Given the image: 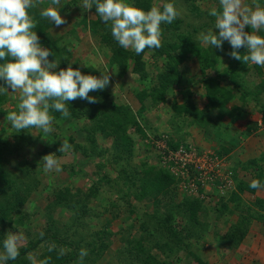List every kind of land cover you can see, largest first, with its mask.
Wrapping results in <instances>:
<instances>
[{
	"label": "trees",
	"instance_id": "1",
	"mask_svg": "<svg viewBox=\"0 0 264 264\" xmlns=\"http://www.w3.org/2000/svg\"><path fill=\"white\" fill-rule=\"evenodd\" d=\"M129 2H132V0H129ZM166 2L168 0H134L135 5L144 10H148L154 4L162 6ZM178 2H184L198 17L204 15L209 17L210 24L214 26L215 18L208 15L209 9H201L199 3L208 2L219 8L218 0H176V5ZM255 2L264 5V0H255ZM43 8H45L43 0H39L38 6L29 10V15L34 17L36 25L34 30L37 31L41 44L55 53V56L50 55L48 59L50 61L56 59L60 63V66H65L70 57V40L65 37L54 39L51 34L52 27L50 22L39 16V12ZM91 10L96 15L95 6ZM183 21V19L177 18L171 24H162L161 47L159 49L146 48L141 54L137 55L133 49H123L118 45L111 36L110 23L108 25L103 24L97 15L95 19L88 20L85 18L83 26L89 29L96 39H98L99 45L106 47L111 52L110 65L117 69L119 76L122 77L129 74L130 64L133 63L134 69L132 70V75L141 86L133 89L135 98L140 104L139 111L135 112L130 105L115 100L106 89H103L89 93V95L97 98V103L89 104L86 100L79 98L70 101L66 105L71 113L70 117L65 118L59 112L51 113L56 121L65 122L71 120L74 123L83 122L84 125L81 130L85 134V140L91 144V151L93 153H96L99 135L104 139L111 138L113 145L111 149H107V151H112L111 162L115 163L117 167H121L118 174L120 176L124 173L127 179L126 183L129 185H123L122 190L119 192H122L123 189H126L127 192L130 191L132 186L129 183H134L138 186L141 196L147 194L154 200L155 210L153 214L148 219H143L142 221L140 217H137V220H140L141 233L139 236L132 235V229L135 227V224L130 226L127 231L122 229L120 242L121 240L123 242H121L122 245L118 253V264H176L175 259L187 250H189V254L199 264H209L200 255L190 251V247L194 245L192 243L194 238L195 244L203 243V238L207 233H201L194 228L199 223L197 219L199 210H202L204 205L211 203L212 200L202 201L185 198L182 204L178 205L174 198L176 181L162 165H154L144 161L138 166L133 165L131 162L134 159L133 150L135 142L133 137L130 136L129 130L134 128L144 139L149 138L147 131L139 122V117H143L146 110L169 104L168 93L170 89L179 86L183 96L182 103L173 101L172 108L178 117L188 120L192 125L205 129L208 135L212 134L218 126V123L212 119V115L215 112L219 113V119L227 116L235 119L246 114L250 100L256 102V105H261L259 113L262 117V125H264V102L261 95L262 93L264 95V82L260 86L256 85L255 89H249V87H246L242 77L243 74H248L250 68V62L243 61V56L247 54L246 48L241 47L237 50L241 55V60L234 59L231 56L232 48L226 41L223 43L222 48H212L211 46L203 48L200 41L196 38V34L200 29L193 27L192 31L184 30ZM207 26L208 23L205 24V28ZM246 29L248 31L254 30L250 26ZM259 33L264 35V31ZM222 49L228 53L230 65L220 70L218 69V65ZM147 53L155 61L161 63L160 69L154 72L148 69V63L145 59ZM191 59L197 61L202 76V86L206 97L202 107L195 104L192 92L187 87V84L191 82H188L181 69V66ZM254 66L259 73H262V66ZM76 67L78 66H74V68ZM85 68L84 70L81 69L83 74L98 76L97 74H93L92 67L89 68L88 66ZM210 71H215L216 75H210ZM225 82L226 84H224ZM4 84L5 82L0 80V85ZM238 94L243 101L242 105L234 104L239 96ZM11 99L12 97L8 95L7 90L0 93V104ZM230 104H233L231 108H229ZM0 112L5 113L2 109ZM86 121L88 122L86 123ZM157 137L158 139L160 138L159 135ZM1 139L0 136V177L7 183H10L8 179L10 172L1 170L2 153L5 148L1 143ZM63 141H67L71 146L76 144L75 137L60 134L54 137L53 146L43 149L40 154L45 156L55 153V156L58 158L64 153H59L58 151ZM151 142L149 138L148 143L150 144ZM180 143L179 141L174 143L170 140L169 146L171 149L176 150L180 146ZM81 146L77 145L78 148ZM151 146H153V143ZM73 148L76 150L75 147ZM221 149L220 152H217L218 156L228 155L230 152L225 147ZM83 150L86 156L93 154L84 148ZM100 153H103V151ZM262 159L264 160V158H255L250 161L249 168H251L250 174L253 179L264 183V170L258 165ZM31 168V165L29 167L24 166L22 171L28 174L31 172ZM77 173L78 171L75 169L72 171L73 175ZM11 182L15 184V181L12 180ZM101 186L102 180L94 182L90 192L82 195L79 192L73 194L72 190L68 187L64 189L54 188L55 186L51 183L48 189L52 191L54 200L48 206L50 212L46 216V220H48V224H46L48 226L47 229L39 238L31 239L28 246L21 250L18 257L15 260L9 261L8 264H27V261L22 256L38 248L41 244H46V253L43 254L42 259L47 260L48 264H69L73 261L96 264L114 243V239L112 238L113 232L109 233L110 231L107 230L110 222L99 231L88 234L85 232V221L91 216L89 214L91 212L89 203L97 197V192H99ZM27 188V186L23 189H18V187L15 189L13 187L11 196L15 199L12 201L8 199L3 208L0 204L2 208L0 222L3 220L5 225H8L13 230H16L27 218L24 210V206L29 198L25 197ZM0 190L2 189L0 188ZM255 191L256 189L250 188L249 184L244 182L236 183V189L232 192L229 202H218L221 205L220 210L222 214H226L230 210L231 206L229 203H242L243 194ZM0 193L2 194V192ZM126 197L127 195L124 194L122 198ZM126 202L128 211L130 214H134L135 209L133 205L128 200ZM253 205L258 209L250 208L246 211L247 214L245 216L239 217V220L231 224L228 229L223 232H214L215 241L219 248L230 252L237 249L248 235L253 221L264 223V199H256L253 201ZM111 206L116 209L115 217L122 215L121 210H123V207L120 208L115 202H112ZM58 208H66L75 212L69 220V225H67L68 231L66 233L58 231L59 228L54 224L53 212ZM161 210L164 211V216L162 217L160 215ZM176 214L182 216L185 225L181 230H176L173 225ZM126 233L128 234L125 235ZM124 235L126 237H123ZM51 246L55 247L49 251ZM61 248L64 249L63 255L58 254ZM81 249L87 250V255L82 261L79 259Z\"/></svg>",
	"mask_w": 264,
	"mask_h": 264
},
{
	"label": "rangeland",
	"instance_id": "2",
	"mask_svg": "<svg viewBox=\"0 0 264 264\" xmlns=\"http://www.w3.org/2000/svg\"><path fill=\"white\" fill-rule=\"evenodd\" d=\"M80 3L81 0H61V6H64L62 8L64 10L62 11L61 9L60 14L64 17L65 23L59 27H56L54 23H50L52 27L51 34L54 39L65 37L70 40L69 44L71 46L69 48L70 57L68 58V62L65 66L59 65V67L66 68L69 63H72L73 68L74 66H78L80 69L84 70L86 69L85 67L89 66V68H93V74H97L98 76L100 75L99 71H108L110 83L105 88L107 92L110 93L115 100L130 105L135 112H138L140 104L135 98L133 89L141 86L132 75V70L134 69L133 63L130 64L128 70L129 74L123 75L122 77L117 74V69L110 65L111 52L106 49V47L99 45L98 39H96L89 29L83 26V20L85 18L88 20L96 18L95 12L92 10L84 11L80 7ZM244 3L252 5L253 0H244ZM43 4L45 8L54 6L52 5L51 0H43ZM177 7L181 13L178 18L184 20L183 29L192 31L193 27L199 28L200 30H198L196 38L200 41L201 47L206 48L210 46L203 44L199 39L202 33H206L209 29L214 27L210 24L209 17H206L205 15L198 17L184 2H178ZM199 7L203 10H208L216 6L212 3L205 2L199 3ZM206 23H208V26L205 28ZM247 27L248 26H246V28ZM246 28L245 31L247 32H255V30L248 31ZM214 31H217V29H214ZM256 34L261 35L260 33ZM145 59L147 60V67L149 70L154 72L160 69L161 63L155 61L149 53L146 54ZM229 65L230 59L228 53L222 49L218 69L222 70ZM254 65L255 64L250 63L248 74H243L242 76L246 87H249V89H255L256 85L260 86V84L264 82V67H262V73H259ZM181 69L188 82H191L187 84V87L192 92L195 104L202 107L206 97L197 61L195 59L188 60L181 66ZM209 74L216 75V72L210 71ZM224 84H226V82ZM180 89L179 86L170 89L168 93V98L170 100L169 104L150 108L144 112L143 117H139V122L145 128L148 137L152 141L150 144L148 143L149 138L144 139L134 128L129 130L130 136L133 137L135 142L133 150L134 159L131 160L132 164L140 166L141 162L146 161L154 165H161L160 151L156 146V141L161 139L162 136L168 137V146L170 140L174 143L179 141L181 142L180 145L195 148L198 152H214L217 154V152L222 150V147L226 148L225 143L227 146L232 143V133H235L233 146L235 149L242 147L241 149L238 148L239 153L231 157V159H229L228 155H220L219 157L224 159V162L229 165V168L233 172L235 187L238 182L250 184L253 177L250 176V162L246 161L248 159V161H250L252 158L249 156L248 159L244 160L245 158L243 159L241 157H245V155L250 152L249 149H251L249 142L245 141L247 137L256 132L255 138H258V134L261 133L260 129H264V125H260V123H262V117L259 113L261 105H256V102L250 100L246 109V116L243 119H236L239 122V127H236L237 125L232 126V128L226 126L229 129V133L226 132V130H223V127L225 126L224 124L229 122L227 117L219 119V113L215 112L212 115V119L218 123V126L212 134L208 135V133L205 132V129L192 125L188 120L178 117L175 110L172 108L173 101L182 103L183 96ZM8 95L12 97V99L0 104V110L2 109V111L5 112H0V136L2 138L1 143L5 146L2 153L1 170L3 169V171L10 172L8 177L10 183H7L2 177H0V188L2 189L0 190V192H2V194L0 193V204L3 208L8 199H10V201L15 199L11 196L13 187H15V189L17 187L18 189H23L27 186L28 188L26 189L25 197L29 198L24 206L27 218L17 227L16 230L5 225L3 220L0 222V242L3 241L8 232H17L22 237L21 247L19 249L20 254L21 250L28 246L31 239L36 237L39 238L41 234L44 233L48 227L46 225L48 224L46 216L50 212L48 206L54 200L52 191L48 189L51 183L55 186L54 188L64 189L65 187H68L72 190L73 194L79 192L84 195L85 193L90 192L93 188L94 182L102 180V186L99 192H97V197L89 203V209H91L89 214L91 216L85 221V232L88 234L99 231L110 222L107 230L110 231L109 233L113 232L112 238L114 239V243L108 248L103 257L96 264H118V253L122 245L121 242H123L122 240L120 242L122 229L127 231L130 226L135 224V227L132 229V235L139 236L141 233L140 220H137V217H140L141 221L143 219H148L155 210L154 200L147 194L141 196V192L138 191V186L134 183H129L132 186L130 191L127 192L126 189H123L122 192H119L122 190L123 185L127 184V179L124 173L120 175L121 177L119 176L118 172L121 167H117L115 163L111 162L112 151H107V149H111L113 145L111 138L104 139L99 135L97 150L96 153H93L91 151V144L85 140V134L81 130L84 125L83 122L74 123L71 120L65 122L54 120V131L47 135L35 128L19 132V130L11 128L10 122L6 120L8 112L17 111L19 94L13 93L9 90ZM261 95L264 102L263 93ZM234 104H243L240 95ZM232 106L233 104H230L229 108ZM87 122L88 121H86V123ZM60 134L75 137L76 144H73L69 151L64 152L63 155L57 158L60 161V171L45 172L42 161L44 156L40 153L43 149L51 148L53 146L54 137ZM157 135L160 136L159 139ZM154 142L156 145L153 144V146H151ZM78 144L83 147L81 146L78 148ZM73 147H75L76 150H74ZM83 148L93 154H91V156H86ZM101 151H103V153H100ZM261 157L264 158V154ZM30 165L32 167L30 169L31 172L28 174L23 173V167H29ZM258 165L263 168L264 160L262 159ZM74 169L78 171L75 175L72 174ZM104 178H106V180H104ZM12 180L15 181V184H12ZM263 188L264 187L256 189L253 193L243 194L242 203H229L231 207L226 214H222L220 210L221 205H219L218 202L224 201L228 203L231 194L222 196L217 192H213L212 195L214 198L211 199V203H206L203 209L199 210L197 214L199 223L196 228H194L201 233L205 232L207 234L203 238V243L195 244L194 238L192 240L194 245L190 247V251L200 255L202 259L208 261L209 264H232L235 262L232 261V258L230 257V251L218 247V244L215 241L214 232H223L228 229L231 224L239 220V217L245 216L247 214L246 211L250 208L258 209L253 205V201L258 198L264 199L261 197V192L264 193ZM174 193V198L178 205L182 204L185 198L199 199L184 195L177 189V186ZM124 194L127 195L126 198H122ZM218 196L219 198H217ZM127 200L133 205L135 209L134 214H130L128 211ZM31 202L33 203L30 204ZM112 202L117 203L120 208L123 207V210H121L122 215L115 217L116 209L111 206ZM1 206L0 212L2 209ZM74 213L75 212L66 208H58L54 210V224L59 228L58 231L62 233L68 231L67 225H69V220ZM160 215L161 217L164 216V211L161 210ZM258 222L259 221H253L251 224L250 229H252L254 237L257 236V233L259 232L256 227L260 224ZM253 224L255 225L254 227H252ZM173 225L176 230L183 229L185 225L181 215H175ZM127 234L128 233L125 235ZM125 235L123 237H126ZM253 240L257 241L256 238ZM44 253H46V244H41L38 248L28 252L25 256H22V258L27 261V264H31V261L28 259L31 255L36 259L37 264H39L40 261L44 260V258L42 259ZM248 256L250 255L247 254L246 257ZM246 257L244 260L241 259L237 264H261L260 260L249 262ZM175 260L177 262L176 264H199L192 255L189 254V250L182 252L180 257H177ZM69 264L87 263L73 261Z\"/></svg>",
	"mask_w": 264,
	"mask_h": 264
},
{
	"label": "clouds",
	"instance_id": "3",
	"mask_svg": "<svg viewBox=\"0 0 264 264\" xmlns=\"http://www.w3.org/2000/svg\"><path fill=\"white\" fill-rule=\"evenodd\" d=\"M38 3L39 0H0V80L5 82L0 85V92L11 89L19 94L17 111L8 112L6 117L11 128L19 132L35 128L47 135L54 131L55 117L51 113L70 117L66 105L77 98L89 104L97 103V98L89 93L105 89L110 76L108 71H99V76L83 74L79 67L73 68L72 63L60 68L56 59H48L55 53L41 44L34 30V17L29 15V10L36 8ZM51 3L54 6L43 8L39 16L59 27L65 23L60 14L64 6H61V0H51ZM218 3L219 8L212 7L208 11L215 23L212 29L200 35L201 42L212 48H222L226 41L232 48L231 56L237 60L242 59L237 50L244 47L247 54L243 61L264 67V35L256 34L264 31V5L255 0L252 5L244 0H218ZM79 5L84 11L95 6L101 22L110 23L111 36L118 45L133 49L137 55L146 48L159 49L161 25L171 24L181 14L176 0H168L162 6L154 4L148 10L136 6L134 0H81ZM246 26L255 32L245 31ZM70 149L71 145L63 141L58 151ZM42 161L45 172L60 171V161L55 153L45 155ZM249 187L260 189L264 183L253 179ZM21 241L17 232L5 235L0 242V264H8L18 257ZM54 247L51 246L49 251ZM58 254L63 255L64 249L61 248ZM86 255L87 250L81 249L79 259L82 261ZM28 259L31 264H37L31 255ZM39 264H48V261L42 260Z\"/></svg>",
	"mask_w": 264,
	"mask_h": 264
},
{
	"label": "built area",
	"instance_id": "4",
	"mask_svg": "<svg viewBox=\"0 0 264 264\" xmlns=\"http://www.w3.org/2000/svg\"><path fill=\"white\" fill-rule=\"evenodd\" d=\"M167 136L155 144L160 151V163L175 179L177 189L184 195L200 200L213 199V192L222 196L235 191L233 172L214 152H198L180 145L173 150L167 145Z\"/></svg>",
	"mask_w": 264,
	"mask_h": 264
},
{
	"label": "crops",
	"instance_id": "5",
	"mask_svg": "<svg viewBox=\"0 0 264 264\" xmlns=\"http://www.w3.org/2000/svg\"><path fill=\"white\" fill-rule=\"evenodd\" d=\"M245 116H246V114L243 116L237 117L235 119H231L227 116V120L229 122L224 124L225 126L223 127V130L224 131L226 130V132L229 133V131H228L229 129L227 128L228 126H229V128L230 127L232 128V126H234V125L235 126L237 125L236 127H239V122L236 119H239V118L243 119ZM232 123H234V124H232ZM260 125H261V123H260ZM260 131H261V133H259V134L257 133L258 138H255V133H256L255 132L254 134H251L250 136H248L247 139L245 140L246 142H249V144L251 145V149H249L250 152L247 155H245V157L240 156L243 159L245 158L244 160L248 159V157L250 156L252 158V159H250V161H251L255 158H260L264 154V129H260ZM234 134L232 133V137H231L232 143L229 144L228 146L225 143L226 148L230 151L228 154L229 159H231V157H233L237 153H239L238 148H240V149L242 148V147H238L235 149V147L233 146ZM254 152H256V153H254ZM248 160L246 162H250ZM263 169H264V167H263ZM250 176L252 177V175H250ZM261 197L264 198V193H262V192H261ZM258 223H260V224L258 226H256L259 230V232L257 233V236L254 237L252 234V229H250L248 236H246V238L244 239L242 244L237 249L231 251L230 257L232 258V261H235L232 264H237L238 262L241 261V259L244 260V258L247 256V254L250 255V256L246 257V259L249 260V262H252V261L256 262V261L260 260L261 261L260 263L264 264V223H261V222H258ZM254 224H256V223H254ZM254 224L252 225V227L255 226ZM254 238H256L257 241L253 240ZM253 242H256V243H253Z\"/></svg>",
	"mask_w": 264,
	"mask_h": 264
}]
</instances>
